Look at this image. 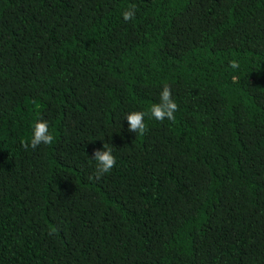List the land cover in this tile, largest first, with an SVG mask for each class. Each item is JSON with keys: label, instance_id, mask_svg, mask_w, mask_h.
<instances>
[{"label": "trees", "instance_id": "1", "mask_svg": "<svg viewBox=\"0 0 264 264\" xmlns=\"http://www.w3.org/2000/svg\"><path fill=\"white\" fill-rule=\"evenodd\" d=\"M0 264H264V0H0Z\"/></svg>", "mask_w": 264, "mask_h": 264}, {"label": "clouds", "instance_id": "2", "mask_svg": "<svg viewBox=\"0 0 264 264\" xmlns=\"http://www.w3.org/2000/svg\"><path fill=\"white\" fill-rule=\"evenodd\" d=\"M124 22L133 20L136 15L135 7L128 8L122 13ZM232 69L238 68L236 62L229 65ZM178 105L172 99V93L167 84H165L159 93V102L150 105L148 111H129L124 114L122 121L128 124V131L135 135H143L147 130L145 118L149 120L164 121L165 119L172 121L175 119L174 113L177 111ZM49 122L38 119L33 122L31 134L27 138L25 148L31 147L35 150L41 144L51 145L54 143V135L49 131ZM91 160L94 161V172L97 179L111 172L116 165V157L113 155V148L104 143L102 148L93 152Z\"/></svg>", "mask_w": 264, "mask_h": 264}]
</instances>
